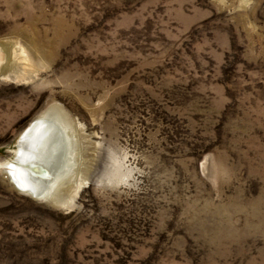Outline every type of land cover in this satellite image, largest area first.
Listing matches in <instances>:
<instances>
[{
    "label": "rangeland",
    "instance_id": "1",
    "mask_svg": "<svg viewBox=\"0 0 264 264\" xmlns=\"http://www.w3.org/2000/svg\"><path fill=\"white\" fill-rule=\"evenodd\" d=\"M0 52V162L78 126L66 204L0 163V264H264V0H0Z\"/></svg>",
    "mask_w": 264,
    "mask_h": 264
},
{
    "label": "bare ground",
    "instance_id": "2",
    "mask_svg": "<svg viewBox=\"0 0 264 264\" xmlns=\"http://www.w3.org/2000/svg\"><path fill=\"white\" fill-rule=\"evenodd\" d=\"M7 57L0 52V61ZM4 67H0V76H11L8 71L3 72ZM57 109L51 107L33 117L19 134L13 159L0 163H3L9 181L20 193L35 199L66 204L69 201L61 194V189L68 187L70 179H76L78 126L65 114L59 117ZM60 143L62 147L65 146L63 156L57 154ZM76 187L73 188L75 192Z\"/></svg>",
    "mask_w": 264,
    "mask_h": 264
}]
</instances>
